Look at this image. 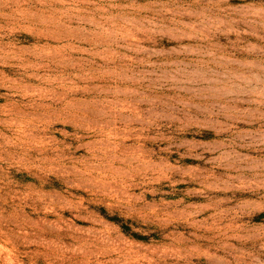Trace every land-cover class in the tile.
Returning <instances> with one entry per match:
<instances>
[{"label":"rangeland","instance_id":"rangeland-1","mask_svg":"<svg viewBox=\"0 0 264 264\" xmlns=\"http://www.w3.org/2000/svg\"><path fill=\"white\" fill-rule=\"evenodd\" d=\"M0 264H264V0H0Z\"/></svg>","mask_w":264,"mask_h":264}]
</instances>
